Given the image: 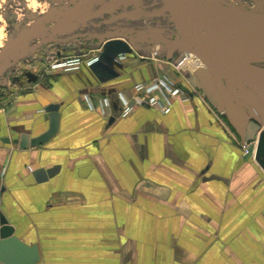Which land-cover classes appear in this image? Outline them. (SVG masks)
Masks as SVG:
<instances>
[{
  "label": "crops",
  "instance_id": "1",
  "mask_svg": "<svg viewBox=\"0 0 264 264\" xmlns=\"http://www.w3.org/2000/svg\"><path fill=\"white\" fill-rule=\"evenodd\" d=\"M136 3L113 17L123 36L138 28L137 43L109 38L94 64L50 65L3 88L0 213L36 245V264H264V167L258 155L243 159L209 72L190 57L174 68L183 51L156 41L178 39L163 0ZM159 74L181 89L170 110L122 116L118 94ZM52 111L55 134L19 148L21 133L48 129Z\"/></svg>",
  "mask_w": 264,
  "mask_h": 264
},
{
  "label": "water",
  "instance_id": "2",
  "mask_svg": "<svg viewBox=\"0 0 264 264\" xmlns=\"http://www.w3.org/2000/svg\"><path fill=\"white\" fill-rule=\"evenodd\" d=\"M165 8L175 24L178 39L158 36L156 41L191 57L199 59L201 66L211 75L214 85L224 102L223 113L243 142L251 143L244 160L251 158L254 141L256 153L264 167V101L258 94V102L249 104L228 84L256 91L264 88V20H248L234 14L243 10L217 0H163ZM75 10L69 12L70 16ZM39 38L34 29L26 30L0 53L4 61L15 45L27 39ZM58 113L50 112L49 127L41 135L30 137L21 133L19 148L38 146L55 134ZM15 228L0 213V264H36L39 259L36 245L24 244L14 234Z\"/></svg>",
  "mask_w": 264,
  "mask_h": 264
},
{
  "label": "rangeland",
  "instance_id": "3",
  "mask_svg": "<svg viewBox=\"0 0 264 264\" xmlns=\"http://www.w3.org/2000/svg\"><path fill=\"white\" fill-rule=\"evenodd\" d=\"M217 1L226 2L256 16H238L242 19L264 20V0ZM132 2L134 5H129ZM38 3H46L47 10L41 12L37 9L33 12L28 7V0H0L3 47L25 30L34 29L40 33L39 38L31 37L15 45L12 53L0 64V86L8 90L15 88L12 84L13 76L19 75L20 78L25 72H41L46 67L72 56L97 53L96 49L105 45L109 38L121 35L134 43L138 42V39H134L138 28H132L127 36H123L119 30L122 26L114 25L120 19L113 17L119 8L136 12V0H38ZM73 9L76 12L70 16L69 12ZM172 23V27L176 29L173 19ZM131 24L138 25L132 20ZM21 80L22 78L19 81ZM228 85L233 87V84ZM262 91L258 89V94L264 101Z\"/></svg>",
  "mask_w": 264,
  "mask_h": 264
},
{
  "label": "built area",
  "instance_id": "4",
  "mask_svg": "<svg viewBox=\"0 0 264 264\" xmlns=\"http://www.w3.org/2000/svg\"><path fill=\"white\" fill-rule=\"evenodd\" d=\"M155 54L156 53H153V55ZM189 57L190 55L187 52L183 51L182 54L179 56L176 54L173 55L169 62L174 68L179 70V68L183 64L189 61ZM100 60L101 55L99 52L90 55L83 53L82 55L72 56L64 61L54 63L52 67L62 68L64 70H73L78 68L83 63L91 65ZM135 89L136 94L130 97L125 96L121 92L118 94L119 99L122 103V116L127 115L132 109V107L142 105L157 109L158 111L163 113H167L170 110L172 99L177 96L181 91L180 87L175 82L164 77L161 74L156 75L151 79L139 82L136 85ZM262 90L264 97V88ZM100 105L106 110L109 106L108 99L102 98L100 100ZM257 142V140L253 142L255 148L251 157H255L257 155ZM249 145H251V143H242L241 149L243 155L247 153Z\"/></svg>",
  "mask_w": 264,
  "mask_h": 264
},
{
  "label": "clouds",
  "instance_id": "5",
  "mask_svg": "<svg viewBox=\"0 0 264 264\" xmlns=\"http://www.w3.org/2000/svg\"><path fill=\"white\" fill-rule=\"evenodd\" d=\"M28 7L32 9L33 12H35L37 9H40L41 12H44L47 10V4H40L38 3V0H28ZM3 39H4V33L3 29L0 28V48L3 47Z\"/></svg>",
  "mask_w": 264,
  "mask_h": 264
},
{
  "label": "flooded vegetation",
  "instance_id": "6",
  "mask_svg": "<svg viewBox=\"0 0 264 264\" xmlns=\"http://www.w3.org/2000/svg\"><path fill=\"white\" fill-rule=\"evenodd\" d=\"M25 31H26V30H25ZM23 32H24V31H23ZM21 33H22V32H21ZM18 35H19V34H18ZM9 42H10V41H9ZM9 42H8V43H9ZM8 43H7V44H8ZM7 44H6V46H7ZM6 46H5V47H6ZM5 47H3L2 49H0V53L2 52V50H3ZM12 50H13V49H12ZM12 50H11V53H12ZM11 53H10V54H11ZM10 54H9V55H10ZM9 55H8V56H9ZM2 62H3V61H2ZM2 62H1V63H2ZM1 63H0V64H1ZM36 74H37V73H36ZM27 77H28V72H25L20 78H22V80H23V79H25V78H27ZM20 78H19V75H15V76H13V77H12V80H13V83H12V84H14V85L17 84L18 81L20 80ZM2 91H3V87L0 86V98H1Z\"/></svg>",
  "mask_w": 264,
  "mask_h": 264
},
{
  "label": "bare ground",
  "instance_id": "7",
  "mask_svg": "<svg viewBox=\"0 0 264 264\" xmlns=\"http://www.w3.org/2000/svg\"><path fill=\"white\" fill-rule=\"evenodd\" d=\"M234 15H235L236 17H238V16L249 17V18H255V17H256V16H254V14L252 15V14L247 13V12H244V13H241V14H234ZM239 18H240V17H239ZM256 20H258V19H256ZM190 58H191L192 61L195 62L196 64H198V65L201 64V62H200L199 59L193 58V57H191V55H190Z\"/></svg>",
  "mask_w": 264,
  "mask_h": 264
}]
</instances>
